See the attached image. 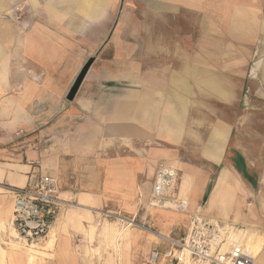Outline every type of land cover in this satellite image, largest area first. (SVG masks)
<instances>
[{
	"label": "crops",
	"instance_id": "1",
	"mask_svg": "<svg viewBox=\"0 0 264 264\" xmlns=\"http://www.w3.org/2000/svg\"><path fill=\"white\" fill-rule=\"evenodd\" d=\"M143 2L141 28L115 24L69 102L108 1L0 0V183L26 187L40 171L90 213L134 216L158 167L175 166L189 210L257 234L255 264H264V106L220 109L251 95L264 103V56L254 61L264 55V0ZM27 5L34 19L21 28L13 16ZM146 217L182 238L192 216L157 208ZM166 248L148 249L147 261Z\"/></svg>",
	"mask_w": 264,
	"mask_h": 264
},
{
	"label": "rangeland",
	"instance_id": "2",
	"mask_svg": "<svg viewBox=\"0 0 264 264\" xmlns=\"http://www.w3.org/2000/svg\"><path fill=\"white\" fill-rule=\"evenodd\" d=\"M107 1V16L104 22L91 28L92 35L98 33L100 37L93 36L90 40V44L86 43V45L90 46L91 52H93L91 57L95 56V51L98 50L106 40H108V36H110L119 15L122 0ZM122 10V14L117 23V29L125 31L132 28H141L143 23L141 20L145 19L144 15L146 12V6L143 0H124ZM33 16L34 13L32 7L29 5L19 6L15 10L13 21L16 22L17 25H20L21 28H29L30 24L25 25V21L31 23ZM36 22H38V20L35 21V24ZM32 24H34V22H32ZM126 40L129 41V38ZM262 56L264 55H255L254 61L259 60ZM252 64L254 65V63ZM249 77H254L252 76L251 71ZM254 79H256V77H254ZM235 83L238 93L236 95L242 97V94H245L243 99H246L249 92V86H247V90L243 92L241 81L237 80ZM250 98V102L238 101L231 104V106H222L220 104V109L227 111H241L243 109H249V105L252 111H258L260 106H264V103L262 104L258 101L256 95H251ZM234 120L236 124H238L241 118L238 119L236 116ZM179 176L182 177L180 170ZM2 185H4V187ZM8 186L9 185L6 183H0V264H150L147 261L148 249L156 247L160 242V240L157 239L158 237H154L140 228L130 227L131 231L129 237L125 239L117 238V241V239L114 238V234L117 231L116 226L118 221L116 218L106 217L108 215L107 213H113V211L105 208L100 209V212L92 211L90 213L89 211L78 207V202L74 200H67L73 204V207H68L63 211L59 217V221L53 226V228H57L59 234L55 248H45L44 244L49 235L45 239L37 242L26 241L20 235L25 240L26 244L21 243L10 234L8 224L4 222L9 204H12L13 209V197L12 194L8 192ZM148 204L145 206L144 203H141V210L138 215L130 216L123 213L122 215L127 218L136 217L137 222H141L144 220L143 214L146 212L145 217L149 214L147 213ZM68 211L71 213L66 215ZM174 213L189 216L193 215L190 210L185 213H178L175 211ZM62 214H65V216L62 217ZM147 221L154 225V229L157 233L169 235L173 238L182 236L178 235L176 237L174 234L163 233L157 228L154 222L149 220V217L147 218ZM4 223L6 224L3 225ZM110 224L113 225L111 226ZM31 244L40 245L39 249H34L38 251V253L29 251L31 250L29 247ZM31 257H34L32 262L29 261V258Z\"/></svg>",
	"mask_w": 264,
	"mask_h": 264
},
{
	"label": "built area",
	"instance_id": "3",
	"mask_svg": "<svg viewBox=\"0 0 264 264\" xmlns=\"http://www.w3.org/2000/svg\"><path fill=\"white\" fill-rule=\"evenodd\" d=\"M19 10V8H18ZM41 162L34 163V169L40 168ZM36 179L26 187H9L13 197L12 225L26 241L37 242L45 239L57 223L61 213L73 207L70 201L58 195V181L35 172ZM179 170L171 165L158 167L153 180L150 204L178 213L189 211V204L180 196L176 182ZM4 187V185H2ZM7 188V187H6ZM147 213L148 209H147ZM107 218L122 219L130 227H137L146 232H154L167 248L154 251L150 264H255V258L244 240H232V235L240 233L239 225L228 224L214 217L196 212L191 217L187 235L173 238L157 233L154 225L147 221L137 222L136 217L127 218L121 213H107Z\"/></svg>",
	"mask_w": 264,
	"mask_h": 264
},
{
	"label": "bare ground",
	"instance_id": "4",
	"mask_svg": "<svg viewBox=\"0 0 264 264\" xmlns=\"http://www.w3.org/2000/svg\"><path fill=\"white\" fill-rule=\"evenodd\" d=\"M264 27V26H263ZM214 84V83H213ZM212 84V87H214ZM217 84V83H216ZM218 85V84H217ZM220 87V86H219ZM220 90V89H219ZM219 92V91H218ZM217 92V93H218ZM182 177L179 176V179L177 180L176 182V186L179 187V183L181 181ZM11 187V186H9ZM163 209V210H168L169 208V205L167 204L165 206V208L163 207H155L153 205L148 204V212L149 211H152V210H155V209ZM12 207L10 208V214H9V218H7L6 220V223L8 224V228H9V232L10 234L15 237V239L19 240L21 243L23 244H26L25 240L19 235V233L15 230V228L13 227L12 225ZM174 212V211H173ZM59 221V219H58ZM57 221V222H58ZM117 231L115 232V237L114 238H120V239H125L127 237H129L130 235V225L128 224H125V222L122 220V219H118L117 220ZM109 225V224H108ZM111 225V224H110ZM113 225V224H112ZM111 225V226H112ZM110 226V227H111ZM113 229V228H112ZM110 230V229H109ZM112 231V230H111ZM111 233V232H110ZM112 234V233H111ZM149 234H151L152 236L154 237H157V235L154 233V232H149ZM58 238H59V234L57 232V229H53L51 231V233L49 234V236L47 237V241L45 242V248H52L54 247L55 248V245H57V242H58ZM112 239V238H111ZM232 240H244V242L246 243V245L248 246L249 250H250V253L251 255L255 258V261H256V258L259 256L260 252L262 251V247H263V240L255 233H252L246 229L243 228V231H241L240 233L237 234H234L232 235L231 237ZM45 241V240H44ZM118 241V239H117ZM44 243V242H43ZM31 250V252L33 253H38V251L34 250V249H39L40 245L39 244H35V245H30L29 246ZM27 248V247H26ZM44 248V247H43ZM28 249V248H27ZM50 250V249H49ZM43 252V251H42ZM40 253V252H39ZM44 254V253H43ZM36 255V254H34ZM33 255V256H34ZM48 256V255H47ZM34 260V257H31L29 258V261L32 262ZM187 264H193L191 262H187Z\"/></svg>",
	"mask_w": 264,
	"mask_h": 264
},
{
	"label": "water",
	"instance_id": "5",
	"mask_svg": "<svg viewBox=\"0 0 264 264\" xmlns=\"http://www.w3.org/2000/svg\"><path fill=\"white\" fill-rule=\"evenodd\" d=\"M123 5H124V0H122V2H121V8H120L119 15L117 17V20H116V23L115 24H117L118 21H119V19H120V15L122 13ZM104 46H102L100 48V50L96 53L95 56L90 57L86 61V63L83 65L82 69L80 70L78 76L76 77V79H75V81H74V83H73V85H72V87H71V89H70V91H69V93H68V95L66 97L67 101H69V102L74 101V99H75L76 95L78 94V92H79V90H80L83 82L85 81V79H86L89 71L93 67L94 63L97 60V57L99 56V54L102 51V49H103Z\"/></svg>",
	"mask_w": 264,
	"mask_h": 264
}]
</instances>
